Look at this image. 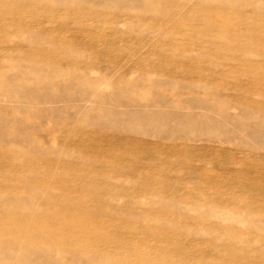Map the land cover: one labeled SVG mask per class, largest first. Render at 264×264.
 Here are the masks:
<instances>
[{
  "label": "rangeland",
  "instance_id": "1",
  "mask_svg": "<svg viewBox=\"0 0 264 264\" xmlns=\"http://www.w3.org/2000/svg\"><path fill=\"white\" fill-rule=\"evenodd\" d=\"M0 264H264V0H0Z\"/></svg>",
  "mask_w": 264,
  "mask_h": 264
}]
</instances>
